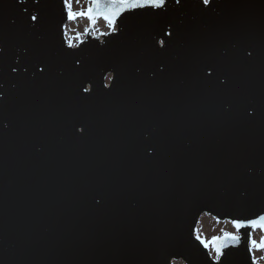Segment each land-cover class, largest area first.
<instances>
[{"label":"water","instance_id":"95a60500","mask_svg":"<svg viewBox=\"0 0 264 264\" xmlns=\"http://www.w3.org/2000/svg\"><path fill=\"white\" fill-rule=\"evenodd\" d=\"M101 19L0 0V264H215L202 217L264 215V0Z\"/></svg>","mask_w":264,"mask_h":264},{"label":"snow or ice","instance_id":"6c2138e0","mask_svg":"<svg viewBox=\"0 0 264 264\" xmlns=\"http://www.w3.org/2000/svg\"><path fill=\"white\" fill-rule=\"evenodd\" d=\"M177 4L180 0H175ZM64 8L67 12L68 19H75L77 16H86L95 24L98 16H102L111 26L112 32H116V23L120 17L125 13H135L138 10H152V9H164L167 4V0H91V3L86 11L81 10L79 13L72 10L71 0H63ZM204 5H209L210 0H203ZM32 21H37L38 16L32 15ZM87 31V29H86ZM166 36H170L171 32H166ZM83 43V41H81ZM161 46H164L165 41L162 39L159 41ZM69 46H74L70 43ZM0 51H3L0 49ZM251 55V53H248ZM16 69H13L15 71ZM43 71V69H40ZM84 91H88L87 88ZM232 224L239 231L242 228H264V215H258L254 218H237L232 220ZM198 240H201L197 236ZM242 240L241 235L235 232H225L223 236L212 237L211 244L215 246L216 256L214 257L215 264H220L221 258L225 254V249L228 247H238ZM201 243L205 248H209V242L201 240ZM247 247L251 254L253 248L264 249V239L257 242L252 238L251 234H247ZM252 264H256V257L252 255Z\"/></svg>","mask_w":264,"mask_h":264},{"label":"rangeland","instance_id":"374dc122","mask_svg":"<svg viewBox=\"0 0 264 264\" xmlns=\"http://www.w3.org/2000/svg\"><path fill=\"white\" fill-rule=\"evenodd\" d=\"M90 0H71L72 10L79 13L81 10L86 11L89 7ZM89 30L88 18L86 16H77L72 19L67 26V38L70 40L72 45H77L87 34ZM112 28L110 24L104 20H99L96 25L95 35L111 32ZM109 81V80H108ZM225 232H235L233 224L230 221H219L210 215H204L202 217L201 223L198 226L197 235L201 240H206L209 242V248L213 256L215 257V251L213 249V244H211L212 237L223 236ZM263 238V232L260 229L254 231L253 239L260 242ZM253 253L256 257V263H262L264 258V249L253 248ZM174 264H185L182 260L174 261Z\"/></svg>","mask_w":264,"mask_h":264}]
</instances>
